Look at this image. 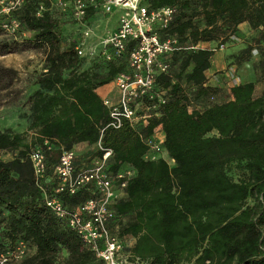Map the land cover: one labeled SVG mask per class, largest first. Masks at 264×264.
I'll list each match as a JSON object with an SVG mask.
<instances>
[{
    "label": "trees",
    "instance_id": "obj_1",
    "mask_svg": "<svg viewBox=\"0 0 264 264\" xmlns=\"http://www.w3.org/2000/svg\"><path fill=\"white\" fill-rule=\"evenodd\" d=\"M143 3L149 8L176 6L166 33L181 43H223L244 22L253 36L238 61L246 60L254 48L264 81V0ZM12 16L20 23L19 38L0 36V55L34 48L42 51L43 59L25 99V132L0 130V150L15 151L10 159H0V246L22 240L33 249L10 264H102L45 206L27 155L47 140L50 175L60 148L94 144L107 121L95 88L125 69L126 56L108 61L99 54L77 56L75 39L63 34V23L47 14L34 17L28 3ZM22 30L29 35L21 38ZM212 54L204 47L172 54L168 71L155 77L156 88L166 93L160 113L137 129L127 122L117 129L103 128L100 144L112 151L108 170L114 173L123 164L133 170L122 196L112 204L115 217L109 223L118 237L133 239L125 248L131 260L264 264V87L256 93L253 81H241L229 86L227 99L214 100L217 87L205 75ZM10 72L0 67V81ZM7 78L4 87L11 82ZM158 125L172 165L161 158H142L145 145L138 133L149 134ZM89 188L58 196L71 207L90 195Z\"/></svg>",
    "mask_w": 264,
    "mask_h": 264
},
{
    "label": "built area",
    "instance_id": "obj_2",
    "mask_svg": "<svg viewBox=\"0 0 264 264\" xmlns=\"http://www.w3.org/2000/svg\"><path fill=\"white\" fill-rule=\"evenodd\" d=\"M27 3L34 17L47 14L63 25L73 27L71 34L77 56L94 58L99 54L106 61L123 54L126 56L125 69L112 79L115 94L101 98L107 121L99 129L94 143L97 153L89 158L88 163L76 167L74 149L60 148L51 173L47 175L46 152L51 148L47 140L35 144L27 158L34 182L42 190L45 206L76 233L98 261L102 264H139L141 262L129 259L122 238L109 228L115 217L112 204L122 196L126 179L133 171L119 168L111 173L108 170L107 162L112 151L101 146V134L104 127L117 129L122 122L137 129L150 117L157 116L165 103L166 93L164 89L156 88V75L168 71L170 58L175 52L204 46L201 43H181L175 34L166 33L176 13L175 5L149 8L143 0H0L1 37H16L20 23L12 13ZM113 9L120 10L115 26L96 35L97 14H107ZM224 46V43H218L204 48L213 52ZM211 99L212 96H208L207 101ZM138 137L145 145L143 159L161 158L172 165L173 160L167 156L162 144L159 125L149 134L139 132ZM87 187H90V195L71 207L58 196L63 192L72 195ZM27 251L22 240L0 246V264L17 262L28 254Z\"/></svg>",
    "mask_w": 264,
    "mask_h": 264
},
{
    "label": "rangeland",
    "instance_id": "obj_3",
    "mask_svg": "<svg viewBox=\"0 0 264 264\" xmlns=\"http://www.w3.org/2000/svg\"><path fill=\"white\" fill-rule=\"evenodd\" d=\"M119 12V9H113L107 14H97V22L94 24L95 27L93 25L96 35L101 34L104 30L114 25ZM62 31L63 34L67 33L72 35L71 32L73 31V27L71 25H64ZM20 34L22 38L28 36L29 32L22 30ZM252 34L253 32L244 24L238 27L237 35L230 36L223 42L225 46L222 50L213 51L211 66L206 70L205 75L207 82L217 87L214 100L221 101L227 99L228 88L234 82L253 81L256 93L264 87V81L260 78L256 65V50L252 48L246 60L238 61L239 52L249 42H252ZM16 37L19 38V36ZM215 44H218V42L201 43L204 47H212L215 46ZM42 59V51L34 48L0 55V67H7L11 70V72L6 74V77L0 81V130L8 128L13 132H25V124L27 121V105L25 99L28 92L32 89L31 80L33 76L40 71L42 67ZM8 75L10 76L11 82L4 87V84L8 82ZM109 86L110 85L105 87V90H109L108 95L112 96L114 89L112 86ZM24 134V137L28 139L29 133L26 132ZM14 154L15 151L0 150V159L8 160L13 157ZM88 157H79L77 164L81 166L89 160ZM122 241L125 248H127L131 238L124 237ZM27 250V252L30 253L33 249L27 246Z\"/></svg>",
    "mask_w": 264,
    "mask_h": 264
},
{
    "label": "crops",
    "instance_id": "obj_4",
    "mask_svg": "<svg viewBox=\"0 0 264 264\" xmlns=\"http://www.w3.org/2000/svg\"><path fill=\"white\" fill-rule=\"evenodd\" d=\"M111 19L113 20V17L111 16ZM110 19V20H111ZM245 23L244 22H242V23H240L239 25H238V27H240V26H243ZM115 26V23H114V25H112L110 28H113ZM210 66H211V61H210ZM210 68V67H209ZM208 68V69H209ZM207 69V70H208ZM208 83V82H207ZM237 82H234V83H232V84H236ZM209 84V83H208ZM231 84V85H232ZM105 85H110V86H112V88L114 89V86H113V82L112 81H110V82H108V83H106V84H103V85H101V86H98V87H96L95 88V92H96V94L100 97V99L101 98H103V97H105V96H109L108 94V91L109 90H105L106 88L105 87H107V86H105ZM209 85H211V86H214L213 84H209ZM230 85V86H231ZM109 86V87H110ZM115 94V89H114V92H113V94L112 95H114ZM26 125H27V122H26V124H25V128H26ZM29 133V132H28ZM72 148L74 149V151H75V158H74V164H75V166L76 167H78L79 165L77 164V160L79 159V157L80 158H84V157H88V159L92 156V155H90L93 151H94V144H92V145H90V144H87V143H85V142H78V143H76V144H74L73 146H72ZM88 162H85L84 164H82L81 166H84L85 164H87ZM120 169H123V170H130L131 172L133 171L132 170V168L130 167V166H128V165H126V164H123V165H121L120 166ZM132 242H133V239L131 238V241H130V244L129 245H131L132 244ZM185 264H188V263H185Z\"/></svg>",
    "mask_w": 264,
    "mask_h": 264
}]
</instances>
